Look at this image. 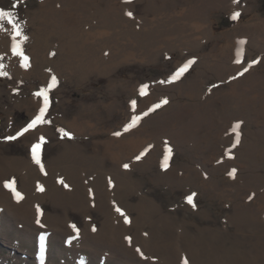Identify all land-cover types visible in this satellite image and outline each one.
Returning <instances> with one entry per match:
<instances>
[{"label":"rangeland","instance_id":"obj_1","mask_svg":"<svg viewBox=\"0 0 264 264\" xmlns=\"http://www.w3.org/2000/svg\"><path fill=\"white\" fill-rule=\"evenodd\" d=\"M0 8L23 33L0 18V264H264V0ZM41 90L50 123L6 139L43 106ZM41 135L44 172L31 155Z\"/></svg>","mask_w":264,"mask_h":264},{"label":"snow or ice","instance_id":"obj_2","mask_svg":"<svg viewBox=\"0 0 264 264\" xmlns=\"http://www.w3.org/2000/svg\"><path fill=\"white\" fill-rule=\"evenodd\" d=\"M127 2H130V0H127ZM234 2H238V0H234ZM13 7H15V5H13ZM126 15H128L129 17H131L133 15L132 12H127ZM240 13L239 12H234L232 14V19H237L239 17ZM0 18H5L8 20L9 23H11L13 25V29H14V33H15V36H21L23 35L22 32L19 31V26L17 25V23L13 20V15H12V12L10 10H5L3 8H0ZM25 40H27V36H24L23 37ZM12 51L14 54L22 57V61H23V66L24 67H27L28 64H27V61L29 59L28 56H26L24 54V51L22 48H20L18 45L14 44L13 47H12ZM194 59H190V60H187L186 63H184L181 67H179L175 73L169 78V81L168 82H172V81H175V80H178L187 70L188 68L194 63ZM239 62V61H237ZM258 63V61L256 60H253L251 61V64L249 65V67H251V65H254ZM50 71V70H49ZM245 72L248 71L247 68L244 69ZM240 75H242L243 73H239ZM57 83V79L55 76L52 77V83L48 85L49 88L55 86V84ZM147 85H141L140 87V94L141 95H144L145 94V90L147 89ZM35 95L37 97H40V96H43L44 98V104L42 107L39 108V111L38 113L35 115V117L25 126L23 127L22 129H20L19 131L16 132L15 136H8L6 137V139L8 140H15L17 137H20V136H23L25 133H27L29 130H32V129H35L38 125L40 124H43V123H50V121H46L45 120V113L48 109V106H49V100H48V96H47V93L46 91L44 90H41V91H38L37 93H35ZM168 103V100L167 99H162L159 103L155 104L152 106V108H150L148 111H154L155 109L161 107V105L163 104H167ZM131 105L133 108L136 107V101L133 100L131 101ZM148 113L145 112L144 115H147ZM140 120V117L139 116H133L132 119H131V122L128 123L127 125H125L124 127V131L127 132L130 128L132 127H135L136 124L139 122ZM236 128H239V122L234 125V129L235 130ZM58 131L61 133V135L63 137H68V138H71L72 137V133L70 132H67L65 131L64 129H58ZM113 135L115 136H120L121 133L120 132H114ZM240 141H239V134L237 133V136H236V141L235 143L238 144ZM46 143V140H45V137L43 135H41L37 142L33 143L31 145V155H32V159L33 161L40 167V170L41 172H44V165L41 161V152H42V148H43V145ZM235 146V144L233 145V147ZM147 151V149L145 150ZM171 148L170 147H166V154L164 155L163 157V163L161 165V167L167 169L168 167V161H169V157H170V154H171ZM145 153L144 152H141L140 155H137L135 157V159L138 161L141 159V157L144 155ZM130 167L129 164L125 163L123 164V168L125 169H128ZM236 170L233 169L231 172L228 173L229 176H233L234 177V174H235ZM46 174V173H45ZM109 185H111L112 181L111 179H109ZM58 183H60L61 185H63L65 188H68L69 185L67 183H65V181L63 180V178H59L58 179ZM14 184H15V181L14 180H11V181H5L4 182V187L5 188H8L11 190V192L14 194V196L19 200V199H22V194L20 192H18L16 190V188L14 187ZM38 190L39 191H44V188L42 185H39L38 184ZM195 194H192V195H189L186 197V200L189 204H192L193 207H195V204H193V196ZM249 199L251 200L252 197L249 196ZM38 212H39V208H37ZM116 211L121 213V215H124V213L122 212V210L117 207L116 208ZM38 224L40 223L39 220L36 221ZM125 222H129L127 217L125 216ZM71 227L73 229L76 228L75 225H71ZM95 227H93V231H95ZM78 231V230H77ZM129 241L131 242V238H128ZM137 252H140V249L137 248ZM141 255H143V253H141ZM184 264H188V261L187 259H185L184 261Z\"/></svg>","mask_w":264,"mask_h":264}]
</instances>
